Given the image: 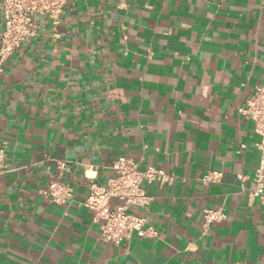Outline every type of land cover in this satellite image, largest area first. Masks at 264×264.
<instances>
[{
    "label": "crops",
    "instance_id": "obj_1",
    "mask_svg": "<svg viewBox=\"0 0 264 264\" xmlns=\"http://www.w3.org/2000/svg\"><path fill=\"white\" fill-rule=\"evenodd\" d=\"M36 20L0 72V264H264L259 137L238 111L264 84V0H66ZM119 157L171 177L134 209L156 236L103 241L81 204ZM56 159L68 204L39 192Z\"/></svg>",
    "mask_w": 264,
    "mask_h": 264
},
{
    "label": "built area",
    "instance_id": "obj_2",
    "mask_svg": "<svg viewBox=\"0 0 264 264\" xmlns=\"http://www.w3.org/2000/svg\"><path fill=\"white\" fill-rule=\"evenodd\" d=\"M65 3L66 0H0V16L3 22L0 33V72L14 51L36 35L38 28L36 17L46 16L56 24L64 11ZM238 111L244 118L252 121L254 132L259 137L256 145L261 152L252 177L255 187L248 191V195L251 199L258 198L264 202V84L255 85L251 96ZM3 157L4 149L0 148V173L5 166ZM55 164L56 177L39 192L49 201L68 204L73 199L74 189L70 183L62 179L61 172L70 170L72 163L56 159ZM109 167L113 174L104 184L91 179L90 191L81 203L99 219L101 240L119 244L133 232L141 237L156 236L152 227L146 224L145 217L136 213L134 209L145 208L152 201V195L147 193L144 183L153 181L164 183L170 180V175L153 166L140 168L138 161L126 157H119ZM219 177V172L212 171L203 175L201 181L213 182ZM113 198L119 203L111 206L110 200ZM225 217L220 208L204 209L203 226Z\"/></svg>",
    "mask_w": 264,
    "mask_h": 264
}]
</instances>
